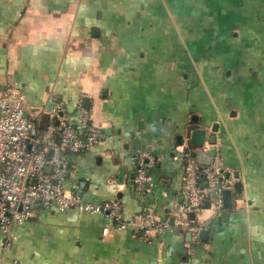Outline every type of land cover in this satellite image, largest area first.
Masks as SVG:
<instances>
[{
  "label": "crops",
  "instance_id": "crops-1",
  "mask_svg": "<svg viewBox=\"0 0 264 264\" xmlns=\"http://www.w3.org/2000/svg\"><path fill=\"white\" fill-rule=\"evenodd\" d=\"M5 84L43 126L57 104L79 126L83 106L102 139L68 155L60 186L90 202L120 199L124 219L152 213L176 226L180 150L194 129L221 143L241 187L198 242L174 226L146 242L103 215L36 208L9 249L0 233L1 262L264 264V0H0ZM139 151L157 159L141 193Z\"/></svg>",
  "mask_w": 264,
  "mask_h": 264
},
{
  "label": "built area",
  "instance_id": "built-area-1",
  "mask_svg": "<svg viewBox=\"0 0 264 264\" xmlns=\"http://www.w3.org/2000/svg\"><path fill=\"white\" fill-rule=\"evenodd\" d=\"M27 107L25 93L16 85L5 84L0 90V233L5 237L3 249H9L16 238L12 233L14 226L30 221L36 208L49 206L62 211L73 208L79 213L103 215L113 221L115 228L131 229L134 236L146 242L155 240L173 226L184 229L193 241L198 242L206 220L223 209V191L231 189L238 181L237 174L224 164L221 143L205 140L201 146L192 145L180 150L185 162L180 188L182 203L176 226L168 219L158 220L152 213H137L124 219L120 199L90 202L79 191L60 186L68 168V155L84 153L102 139L100 128L89 124L83 106L77 104L83 113L79 126L72 123L59 104L53 109L54 123L46 126H43L42 116L28 113ZM156 162L157 159L146 151L137 153L133 182L139 193L149 190L151 182L147 169ZM206 201L208 206H205ZM0 264L5 263L0 260ZM9 264L21 263L14 259Z\"/></svg>",
  "mask_w": 264,
  "mask_h": 264
},
{
  "label": "water",
  "instance_id": "water-1",
  "mask_svg": "<svg viewBox=\"0 0 264 264\" xmlns=\"http://www.w3.org/2000/svg\"><path fill=\"white\" fill-rule=\"evenodd\" d=\"M87 100L84 99V104H86ZM87 107V105H86ZM213 129H215L213 127ZM206 140V131L205 129H194L191 134H190V143L191 145L193 146H201L204 141ZM215 141V138L214 137H211L210 138V142H214ZM57 142H59V140L57 139ZM52 154V151L50 150L49 151V155ZM194 155V153H192ZM211 154H213V151H211ZM49 170V168L47 169V171ZM240 187H241V183L240 182H237L235 183L234 185V189L235 191L239 192L240 191ZM222 201H223V208L224 209H231V206H232V190L231 189H226L223 191V194H222ZM205 206H208V202L206 201L205 202ZM193 213H190V218H193ZM207 234V230L206 229H201L200 231V237L203 239L205 238Z\"/></svg>",
  "mask_w": 264,
  "mask_h": 264
}]
</instances>
